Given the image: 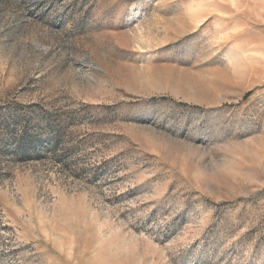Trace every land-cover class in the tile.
Instances as JSON below:
<instances>
[{
  "label": "rangeland",
  "instance_id": "1",
  "mask_svg": "<svg viewBox=\"0 0 264 264\" xmlns=\"http://www.w3.org/2000/svg\"><path fill=\"white\" fill-rule=\"evenodd\" d=\"M0 264H264V0H0Z\"/></svg>",
  "mask_w": 264,
  "mask_h": 264
},
{
  "label": "trees",
  "instance_id": "2",
  "mask_svg": "<svg viewBox=\"0 0 264 264\" xmlns=\"http://www.w3.org/2000/svg\"><path fill=\"white\" fill-rule=\"evenodd\" d=\"M25 136V140H23V142H19L17 145H15L16 146V149L20 152V153H22V154H25V153H27L28 152V149H27V136L26 135H24Z\"/></svg>",
  "mask_w": 264,
  "mask_h": 264
}]
</instances>
